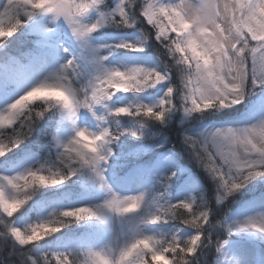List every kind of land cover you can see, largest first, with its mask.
<instances>
[{
  "label": "snow or ice",
  "instance_id": "1",
  "mask_svg": "<svg viewBox=\"0 0 264 264\" xmlns=\"http://www.w3.org/2000/svg\"><path fill=\"white\" fill-rule=\"evenodd\" d=\"M0 264H264V0H0Z\"/></svg>",
  "mask_w": 264,
  "mask_h": 264
}]
</instances>
